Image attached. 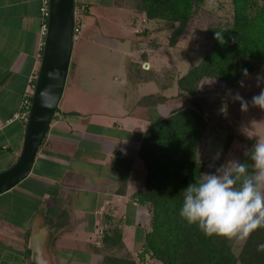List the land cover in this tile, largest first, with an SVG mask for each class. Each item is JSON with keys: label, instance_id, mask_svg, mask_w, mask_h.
<instances>
[{"label": "crops", "instance_id": "0c3cea01", "mask_svg": "<svg viewBox=\"0 0 264 264\" xmlns=\"http://www.w3.org/2000/svg\"><path fill=\"white\" fill-rule=\"evenodd\" d=\"M113 1L75 3L90 12ZM130 11L137 34L135 42L129 41L135 66L128 69L127 58L125 78L116 80V102L110 101L102 112V104L95 111L77 101L89 93L90 84L72 58L76 47L85 52L86 46L74 44L63 99L33 169L18 185L0 193V264H99L105 249H113L105 246L106 232L120 229L126 244L141 214L147 217L146 207L132 198L146 178L141 143L151 123L176 108L172 106L179 99L178 78L170 84L161 78L157 55L162 44L142 42L145 34L151 37L168 29L152 27L153 20L136 7ZM40 27V0H0V171L13 165L22 149L26 123L14 117L30 75L40 67ZM137 28H143V34ZM172 85L176 93L169 94ZM151 86L158 89L151 91ZM73 95L77 103L71 102ZM149 95L161 98L142 102ZM121 158L132 161L126 182L120 178ZM142 229L139 239L144 240L146 228Z\"/></svg>", "mask_w": 264, "mask_h": 264}, {"label": "trees", "instance_id": "16d2710c", "mask_svg": "<svg viewBox=\"0 0 264 264\" xmlns=\"http://www.w3.org/2000/svg\"><path fill=\"white\" fill-rule=\"evenodd\" d=\"M128 1L131 8L136 7L147 18L164 22V28L171 30L169 43L173 46L185 34L205 0ZM231 2L232 21L208 26L206 34L211 45L204 49L201 60L177 79V96L192 104H183L151 123L141 143L139 157L146 178L144 186L132 194L149 215L141 255L149 254L163 264H264V251H258L257 247L264 243V227L253 230L237 254L233 246L236 237H206L196 225L187 224L179 215L183 189L204 176V164L197 152L208 117L197 98L200 82L208 77L236 85L246 77L243 69H248L249 74L255 69L254 60L264 62V0ZM159 97L149 95L142 102L158 101ZM131 162L120 159L123 182L128 178ZM122 238L121 230L115 228L104 234L103 241L110 249L122 248ZM117 264L137 262L121 258Z\"/></svg>", "mask_w": 264, "mask_h": 264}, {"label": "rangeland", "instance_id": "374dc122", "mask_svg": "<svg viewBox=\"0 0 264 264\" xmlns=\"http://www.w3.org/2000/svg\"><path fill=\"white\" fill-rule=\"evenodd\" d=\"M130 9L131 5L128 0H114L110 6L105 4V6L100 7V12L95 9L88 12L86 7L84 8L81 15L83 20L81 34L74 41V44L77 46L80 42H84L86 48L85 52H80L76 47L72 58L87 75L86 81L90 84V89L84 98L78 99L77 96L73 95L70 98L71 102L77 103L76 99H78L79 104L82 105L83 103L88 107V110L91 108L95 111L102 104V107L99 108L101 110L98 112L104 111L110 101L111 103L116 102L114 92L119 86L116 80L120 78L124 80L125 78L124 62L129 58L131 60H129V64L126 62L127 66L130 64L131 67L135 66L132 60H135L136 56H130L129 53L131 45L129 41H133V38L137 36L132 25L134 15ZM232 15L231 0H205L176 45L172 46L169 43L171 37V30L169 29L162 34L155 33L151 37L147 36L148 33L145 34L144 39L142 38V42L145 44L150 42L162 44L157 55V63H159L157 65L162 66L161 72L163 70L161 78L165 79L168 84L171 80L176 83V78L187 73L190 66L197 64L203 57L204 49L211 45L206 34L208 26L213 24L226 25L232 21ZM152 20V24H154L152 27L159 24L164 25L161 20ZM142 30L144 29L137 28V32L141 34H143ZM118 42L121 43L120 48L116 46ZM142 42H139L138 46ZM253 62L255 69L243 79V87L240 84L229 85L220 79L208 77L199 84L197 98L208 117L207 130L197 152L199 161L204 164V176L217 173V169H222V166H227L233 160L245 163L249 172L252 171L253 162L249 154L257 135L264 137V109L251 103L252 97L264 87V83L259 85L257 83V76H264V62L257 60ZM144 65L142 64V66ZM130 66L128 69L131 68ZM170 88H168L169 94L176 93L175 86L172 85ZM157 89L158 87L151 86V91ZM228 89L232 90V94L228 93ZM237 91L247 102L246 108L242 107L241 101L232 99ZM67 100L68 95H66L65 102ZM183 104L191 105L192 103L189 100L182 101L179 98L172 107L177 108ZM152 112L157 115L156 111L153 110ZM87 113L90 112L87 111ZM160 113L161 109H159ZM217 153H219L218 158ZM128 216L132 219L130 211ZM136 224H140L142 227H136ZM136 224L134 226L137 234L130 230L128 239L125 241L126 244L123 243L122 248L105 249L103 259L99 264H117L121 258L125 260L133 258L137 264H163L149 254L141 255L143 247L140 244L144 240L139 238L144 235L142 228H146V230L149 228V215L147 214L145 217L142 213ZM244 241L235 239L233 246L237 254L242 249Z\"/></svg>", "mask_w": 264, "mask_h": 264}, {"label": "clouds", "instance_id": "9594fccd", "mask_svg": "<svg viewBox=\"0 0 264 264\" xmlns=\"http://www.w3.org/2000/svg\"><path fill=\"white\" fill-rule=\"evenodd\" d=\"M243 74L247 76L248 69H243ZM257 83H264V76L258 75ZM239 84L243 87L244 80ZM227 91L232 94L231 89ZM232 99L247 107L238 91ZM251 103L264 109V87L252 97ZM249 155L253 162L251 172L245 163L233 160L217 169L219 174L202 176L183 189L179 215L187 224L196 225L206 237L241 240L258 227H264V137L257 135ZM257 247L258 251H264V243Z\"/></svg>", "mask_w": 264, "mask_h": 264}, {"label": "water", "instance_id": "95a60500", "mask_svg": "<svg viewBox=\"0 0 264 264\" xmlns=\"http://www.w3.org/2000/svg\"><path fill=\"white\" fill-rule=\"evenodd\" d=\"M75 0H50L45 46L19 156L0 171V193L18 185L33 165L61 101L74 46Z\"/></svg>", "mask_w": 264, "mask_h": 264}, {"label": "built area", "instance_id": "2783aa9c", "mask_svg": "<svg viewBox=\"0 0 264 264\" xmlns=\"http://www.w3.org/2000/svg\"><path fill=\"white\" fill-rule=\"evenodd\" d=\"M85 6L83 4L75 5V24H74V40H77L80 37L81 29L83 26V20L81 15L84 11ZM50 16V0H40V18H41V27H40V56L42 58L45 38L48 30V22ZM39 68L35 69L28 79L26 89L21 102L20 110L15 114V119H19L27 122L29 118V112L32 105L33 94L37 83Z\"/></svg>", "mask_w": 264, "mask_h": 264}]
</instances>
